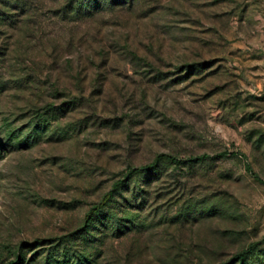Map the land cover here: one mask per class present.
Returning a JSON list of instances; mask_svg holds the SVG:
<instances>
[{
    "label": "rangeland",
    "instance_id": "rangeland-1",
    "mask_svg": "<svg viewBox=\"0 0 264 264\" xmlns=\"http://www.w3.org/2000/svg\"><path fill=\"white\" fill-rule=\"evenodd\" d=\"M10 262L264 264V0H0Z\"/></svg>",
    "mask_w": 264,
    "mask_h": 264
},
{
    "label": "trees",
    "instance_id": "trees-1",
    "mask_svg": "<svg viewBox=\"0 0 264 264\" xmlns=\"http://www.w3.org/2000/svg\"><path fill=\"white\" fill-rule=\"evenodd\" d=\"M106 199V196L105 198H103V200L100 202V204ZM97 213V208H92L90 214H96ZM9 264H14V262H10Z\"/></svg>",
    "mask_w": 264,
    "mask_h": 264
}]
</instances>
